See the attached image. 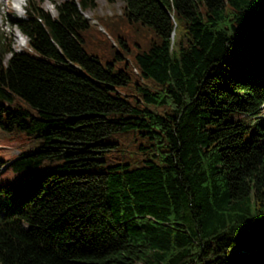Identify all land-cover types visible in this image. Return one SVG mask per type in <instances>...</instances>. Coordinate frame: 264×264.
I'll return each mask as SVG.
<instances>
[{
    "label": "trees",
    "instance_id": "obj_1",
    "mask_svg": "<svg viewBox=\"0 0 264 264\" xmlns=\"http://www.w3.org/2000/svg\"><path fill=\"white\" fill-rule=\"evenodd\" d=\"M41 1L0 40V264H264V0H121L105 34Z\"/></svg>",
    "mask_w": 264,
    "mask_h": 264
},
{
    "label": "rangeland",
    "instance_id": "obj_2",
    "mask_svg": "<svg viewBox=\"0 0 264 264\" xmlns=\"http://www.w3.org/2000/svg\"><path fill=\"white\" fill-rule=\"evenodd\" d=\"M59 0H42L41 1V7L48 11L51 15L55 13V10L53 8V2H57ZM120 5H121V0H112L110 2H107L105 0H96L95 5L90 8L86 9L83 11V15L89 19L90 22L95 23L97 25V28L101 30L104 34V30L102 27L95 22L92 16L95 15H107V14H119L120 12ZM0 16L3 17L4 22L8 23L9 21L7 20L8 16H16L12 11H8L6 14L0 13ZM105 24V23H104ZM106 29L111 33V35H114L115 37L118 36L121 39H124L127 45L130 47L129 51H124L123 47H119L120 51L124 55L125 59L130 62V58L132 55V52L134 49H136L135 41L139 42L140 40L143 39L142 36L136 37L135 35H131L133 33V28L134 26L128 27L126 24L118 22V24L113 27L112 29L108 27L107 25L105 26ZM147 35L148 32L146 33ZM0 40H4L8 42V46L12 50H19L24 46L25 42V37L21 35L17 30L13 32H6L4 30H0ZM88 53L91 52L90 49H88L85 45L83 47ZM97 53V52H96ZM120 53V52H119ZM8 53H5L4 56H6ZM101 63L105 65V61H110L108 60L109 57L108 55L104 54V56L99 58ZM123 60V58H118L116 60H112L115 63V66L118 64L117 61ZM128 62V63H129ZM130 63L128 64L129 67ZM134 69V68H133ZM135 71V70H134ZM130 74V73H129ZM131 75V74H130ZM132 76V75H131ZM134 77H131V80L133 81ZM128 91V90H127ZM260 117L264 119V105H263V111L260 114ZM18 141L16 140H10V141H0V159H11L16 154L19 152V147ZM23 172H16L11 175L9 172V169H6L4 171L0 172V183H3L7 180H22Z\"/></svg>",
    "mask_w": 264,
    "mask_h": 264
},
{
    "label": "clouds",
    "instance_id": "obj_3",
    "mask_svg": "<svg viewBox=\"0 0 264 264\" xmlns=\"http://www.w3.org/2000/svg\"><path fill=\"white\" fill-rule=\"evenodd\" d=\"M28 6V0H0V13L6 14L8 11H12L17 17L21 19L27 18L25 8ZM18 25H12L10 22L6 23L3 17L0 16V30L6 32H13L18 30Z\"/></svg>",
    "mask_w": 264,
    "mask_h": 264
}]
</instances>
